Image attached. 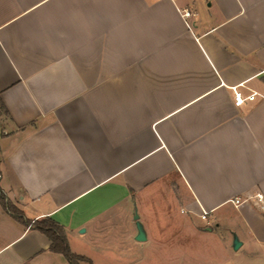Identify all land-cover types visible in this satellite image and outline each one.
I'll use <instances>...</instances> for the list:
<instances>
[{"label": "crops", "instance_id": "0c3cea01", "mask_svg": "<svg viewBox=\"0 0 264 264\" xmlns=\"http://www.w3.org/2000/svg\"><path fill=\"white\" fill-rule=\"evenodd\" d=\"M0 190L92 264H264V0H0ZM48 248L0 206V264Z\"/></svg>", "mask_w": 264, "mask_h": 264}, {"label": "trees", "instance_id": "16d2710c", "mask_svg": "<svg viewBox=\"0 0 264 264\" xmlns=\"http://www.w3.org/2000/svg\"><path fill=\"white\" fill-rule=\"evenodd\" d=\"M0 206L18 223L43 234L49 241V251L62 255L68 264H92L89 259L70 250L63 227L52 218L46 217L36 221L26 219L22 211L9 202L1 190Z\"/></svg>", "mask_w": 264, "mask_h": 264}, {"label": "rangeland", "instance_id": "374dc122", "mask_svg": "<svg viewBox=\"0 0 264 264\" xmlns=\"http://www.w3.org/2000/svg\"><path fill=\"white\" fill-rule=\"evenodd\" d=\"M212 243V241L210 242ZM176 244V242H174V245ZM180 245H185V243H180ZM214 245V244H213ZM206 251H202L200 254V256H196V257H192V258H188V256H174V259H171V257L169 256H163V257H158L155 261L156 264H208L207 262H205L202 258L203 255H206V257H208V252L205 253ZM214 252V250H213ZM215 258L219 261V256L216 253L215 254Z\"/></svg>", "mask_w": 264, "mask_h": 264}, {"label": "built area", "instance_id": "2783aa9c", "mask_svg": "<svg viewBox=\"0 0 264 264\" xmlns=\"http://www.w3.org/2000/svg\"><path fill=\"white\" fill-rule=\"evenodd\" d=\"M183 16L185 18H188V17H190V13L188 11H184ZM232 91H233L234 106L236 108H241L245 101H252L256 97L255 92H251V93L247 94L246 96H243L242 92L240 90H238L236 87H233ZM255 198L257 199V201L259 203H263L262 195L257 194ZM239 203H240V201L238 199H235L233 201L234 205H238ZM206 216H207V213L203 212L201 218L205 219Z\"/></svg>", "mask_w": 264, "mask_h": 264}, {"label": "water", "instance_id": "95a60500", "mask_svg": "<svg viewBox=\"0 0 264 264\" xmlns=\"http://www.w3.org/2000/svg\"><path fill=\"white\" fill-rule=\"evenodd\" d=\"M137 231H138V234L136 236V240L137 241H144L145 240V236H144V232L142 230V227L137 224ZM241 246V243L240 241H238L237 237L235 235H233V240H232V249L234 251L238 250Z\"/></svg>", "mask_w": 264, "mask_h": 264}]
</instances>
